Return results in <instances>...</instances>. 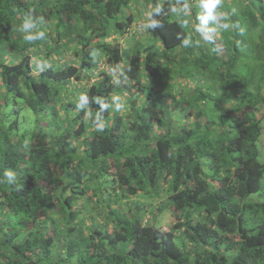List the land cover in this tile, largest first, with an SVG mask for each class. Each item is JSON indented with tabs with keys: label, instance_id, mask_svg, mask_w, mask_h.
Segmentation results:
<instances>
[{
	"label": "trees",
	"instance_id": "1",
	"mask_svg": "<svg viewBox=\"0 0 264 264\" xmlns=\"http://www.w3.org/2000/svg\"><path fill=\"white\" fill-rule=\"evenodd\" d=\"M201 11L0 0V264H264V0Z\"/></svg>",
	"mask_w": 264,
	"mask_h": 264
},
{
	"label": "clouds",
	"instance_id": "2",
	"mask_svg": "<svg viewBox=\"0 0 264 264\" xmlns=\"http://www.w3.org/2000/svg\"><path fill=\"white\" fill-rule=\"evenodd\" d=\"M223 4V0H199V8L202 10L201 14L198 15L197 19L199 20V24L196 27V30L202 34V38L206 41L212 42L215 39V36L213 33L217 31L215 27L210 28L208 27L209 21L216 22L220 25L219 28L228 29L231 27V25L227 22V16L223 13L218 11V9L221 8ZM162 11V6L157 4V6L154 8L153 12L160 13ZM176 9H173V12H175ZM183 11L184 15L187 16L190 13V7L187 3L183 5ZM151 15V14H149ZM222 22V23H221ZM158 22L156 20H151L149 24L144 25L145 28L149 27H155ZM36 27L34 15L29 12L25 19L23 20L20 31L22 33H25L24 39L28 42L35 41L37 39H43L44 38V32H36L33 33L31 30ZM192 39L189 37L188 39H185L183 42V45L185 47H188L190 43H192ZM88 103V97L87 95H81L79 107L83 108ZM103 107V106H102ZM96 124L95 129L97 132H103L105 129V124L103 121L100 120L99 114H97L96 117ZM0 182H6L9 185H13L15 183V177L11 171H5L3 173V180Z\"/></svg>",
	"mask_w": 264,
	"mask_h": 264
},
{
	"label": "rangeland",
	"instance_id": "3",
	"mask_svg": "<svg viewBox=\"0 0 264 264\" xmlns=\"http://www.w3.org/2000/svg\"><path fill=\"white\" fill-rule=\"evenodd\" d=\"M139 39H140V35H139V37H138ZM151 38H153V37H151ZM149 41H152V40H149ZM143 55V54H142ZM143 58V57H142ZM142 60V59H141ZM143 62V61H142ZM91 81H93V80H91ZM261 160L263 161L264 160V143H263V145H262V156H261ZM260 195H262V196H260ZM254 196H258L259 198H263L264 199V193L263 192H261V193H257V194H255Z\"/></svg>",
	"mask_w": 264,
	"mask_h": 264
}]
</instances>
